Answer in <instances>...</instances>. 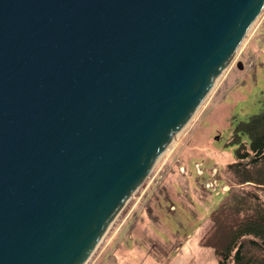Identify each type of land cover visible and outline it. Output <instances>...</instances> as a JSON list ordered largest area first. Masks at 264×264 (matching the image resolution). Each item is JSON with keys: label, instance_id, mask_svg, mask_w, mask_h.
<instances>
[{"label": "water", "instance_id": "water-1", "mask_svg": "<svg viewBox=\"0 0 264 264\" xmlns=\"http://www.w3.org/2000/svg\"><path fill=\"white\" fill-rule=\"evenodd\" d=\"M263 10L0 0V264H86Z\"/></svg>", "mask_w": 264, "mask_h": 264}, {"label": "rangeland", "instance_id": "rangeland-1", "mask_svg": "<svg viewBox=\"0 0 264 264\" xmlns=\"http://www.w3.org/2000/svg\"><path fill=\"white\" fill-rule=\"evenodd\" d=\"M263 111L264 10L86 264H217L213 249L200 240L229 190L221 178L234 160L230 140L238 123Z\"/></svg>", "mask_w": 264, "mask_h": 264}, {"label": "trees", "instance_id": "trees-1", "mask_svg": "<svg viewBox=\"0 0 264 264\" xmlns=\"http://www.w3.org/2000/svg\"><path fill=\"white\" fill-rule=\"evenodd\" d=\"M230 142L234 160L221 178L229 190L200 244L213 249L217 264H264V111L238 123Z\"/></svg>", "mask_w": 264, "mask_h": 264}, {"label": "bare ground", "instance_id": "bare-ground-1", "mask_svg": "<svg viewBox=\"0 0 264 264\" xmlns=\"http://www.w3.org/2000/svg\"><path fill=\"white\" fill-rule=\"evenodd\" d=\"M220 78V77H219ZM217 82H218V80H217ZM216 82V83H217ZM186 126V125H185ZM185 126L181 129V130H183L184 128H185ZM180 133V132H179ZM177 140V139H176ZM174 141V140H173ZM173 141L171 142V144L168 146V147H170L171 145H172V143H173ZM167 150V149H166Z\"/></svg>", "mask_w": 264, "mask_h": 264}]
</instances>
